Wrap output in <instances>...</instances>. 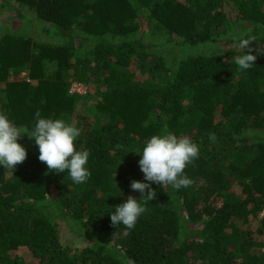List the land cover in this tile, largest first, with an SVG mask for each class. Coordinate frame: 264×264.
Masks as SVG:
<instances>
[{
    "label": "trees",
    "instance_id": "trees-1",
    "mask_svg": "<svg viewBox=\"0 0 264 264\" xmlns=\"http://www.w3.org/2000/svg\"><path fill=\"white\" fill-rule=\"evenodd\" d=\"M3 8L21 20L28 11L47 40L0 33V113L25 134L17 142L27 152L15 168L0 166V264H25L19 250L37 264H264V0H0ZM249 35L260 54L241 71L235 58ZM208 45L216 51L193 52ZM73 82L93 92L70 93ZM37 110L80 130L86 183L39 160L23 132ZM165 129L199 147L184 170L192 185L151 183L156 198L140 202L135 227H114L115 207L141 199L131 182L149 183L136 152Z\"/></svg>",
    "mask_w": 264,
    "mask_h": 264
},
{
    "label": "clouds",
    "instance_id": "clouds-1",
    "mask_svg": "<svg viewBox=\"0 0 264 264\" xmlns=\"http://www.w3.org/2000/svg\"><path fill=\"white\" fill-rule=\"evenodd\" d=\"M256 41V36L249 35L239 40V48L244 54L235 58L239 70L250 69L257 59L251 53L259 48L251 47ZM247 52V54H245ZM72 85V84H71ZM35 126L29 131L23 129L24 133L32 139L39 149V160L44 162L49 170L57 173H68L71 180L76 184H83L91 177L90 170L86 167L89 160L88 151H77L75 140L80 136V130L63 119L41 118L39 110L35 113ZM22 130L16 127L4 113H0V166L15 168L27 157L26 149L19 144ZM209 140L215 142V133H209ZM139 160V167L144 174V180L149 183L133 180L131 189L138 191L141 199L129 196L125 203L115 207V212L110 214V220L114 227L123 225L127 229H133L138 218L146 212L145 204L156 198V192L151 183L158 185H170L173 189L190 187L193 183L184 174L185 168L199 156V147L189 137H177L175 134L164 130L162 135H153L143 147Z\"/></svg>",
    "mask_w": 264,
    "mask_h": 264
},
{
    "label": "rangeland",
    "instance_id": "rangeland-1",
    "mask_svg": "<svg viewBox=\"0 0 264 264\" xmlns=\"http://www.w3.org/2000/svg\"><path fill=\"white\" fill-rule=\"evenodd\" d=\"M24 17L26 19L21 20L17 18V14L10 8H3L0 9V33L3 31V29H25L27 30L32 39L36 42H42L45 43L47 40V38L44 36V34H42L36 24V22L32 19L31 21L28 20L27 18H30V13L28 11H24L23 12ZM147 35H150V32L147 33ZM154 37V36H153ZM156 39V41H159L160 37H154ZM159 43V42H157ZM203 52L205 54L208 53H214L216 51L215 46L213 45H208L207 47H199V49L197 51H193V52ZM55 68V65H51L48 64L47 65V73L52 72L51 70H53ZM23 77H25V74L22 75ZM75 82L71 83L74 84ZM78 84V83H76ZM81 86V92L83 94H81L80 96H84L86 92L92 93L93 92V85L89 88H86L85 86L83 87V85L79 84ZM4 89V84H0V91L2 92ZM92 90V91H91ZM94 102H92V100H88L87 104H83V103H79V105L77 106V110H83L86 109L88 106H91ZM264 216V212L260 213L258 215L257 219H262V217ZM251 226L255 229H257L258 227V220H251ZM67 237H69V239L71 238L72 242L74 243L75 246H81L82 245V241L76 238H73L71 236V234H66ZM66 237V238H67ZM15 255H17L18 257H21L24 261L25 264H37L36 260L34 259V257L31 255L30 252L25 251V250H19L18 252L15 253Z\"/></svg>",
    "mask_w": 264,
    "mask_h": 264
},
{
    "label": "built area",
    "instance_id": "built-area-1",
    "mask_svg": "<svg viewBox=\"0 0 264 264\" xmlns=\"http://www.w3.org/2000/svg\"><path fill=\"white\" fill-rule=\"evenodd\" d=\"M70 93H76V94H79V95L83 94L81 92V86L79 84H76V83L71 85Z\"/></svg>",
    "mask_w": 264,
    "mask_h": 264
}]
</instances>
